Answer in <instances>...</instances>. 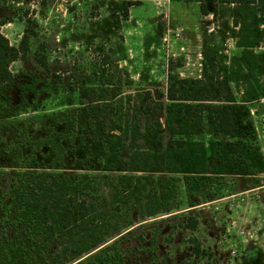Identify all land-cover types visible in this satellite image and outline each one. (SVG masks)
<instances>
[{
	"label": "rangeland",
	"instance_id": "rangeland-1",
	"mask_svg": "<svg viewBox=\"0 0 264 264\" xmlns=\"http://www.w3.org/2000/svg\"><path fill=\"white\" fill-rule=\"evenodd\" d=\"M136 2L125 16L127 4ZM208 8L212 13L211 3ZM232 16L216 22L193 0H0V32L10 45L18 48L25 33L30 39L28 53L10 65L12 91L0 98V142L16 140L18 128L29 133L45 127L50 116L66 109L86 118V134L96 135L105 125L108 139L118 132L114 102L147 91L166 94L170 76L201 78L207 65L218 83L205 97V111L233 100L241 130L252 132L234 140L250 138L264 157V95L251 98L253 90L264 88V45L252 49L256 58L243 59ZM53 80L58 91L49 84ZM33 82L39 83L36 92L29 90ZM17 87L24 88L29 107L21 105ZM214 137L206 127L193 138L208 143ZM3 144L0 180L17 171ZM210 174L206 189L217 197L196 195L194 207L187 203L181 174H148L170 178L178 206L137 216L107 244L119 242L124 264H264V175ZM185 216L196 218V230L185 227ZM194 239L201 253L194 251Z\"/></svg>",
	"mask_w": 264,
	"mask_h": 264
},
{
	"label": "trees",
	"instance_id": "trees-1",
	"mask_svg": "<svg viewBox=\"0 0 264 264\" xmlns=\"http://www.w3.org/2000/svg\"><path fill=\"white\" fill-rule=\"evenodd\" d=\"M193 1L202 15L212 14L216 22L233 15L242 58H256L252 49L264 45V0ZM137 3H128L124 15ZM3 24L0 20V27ZM29 45L26 33L16 48L0 32V98L12 91L10 65L28 53ZM260 58L264 64V52ZM36 83L29 90L36 92ZM57 83H49L54 91ZM216 83L217 77L204 65L201 78L170 76L166 94L147 91L120 98L110 108L118 117V132L108 139L105 125L96 135L86 134V118L66 109L50 116L45 127L29 133L18 128L16 140L0 142L3 154L14 158L17 167L0 180V264H124L119 242L107 244L109 239L137 216L145 219L178 206L170 178L148 174H181L190 207L196 195L216 199L206 189L210 173L264 175L260 148L250 138L234 140L252 132L241 130L233 100L205 111V97ZM17 90L21 105L29 107L24 88ZM260 95L262 87L253 90L251 98ZM206 127L215 137L208 143L196 141L193 137ZM184 220L187 229L196 230V218ZM193 244L201 253L200 242L194 239Z\"/></svg>",
	"mask_w": 264,
	"mask_h": 264
}]
</instances>
